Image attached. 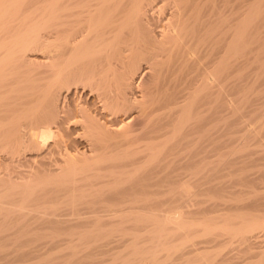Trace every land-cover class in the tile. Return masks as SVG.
<instances>
[{"label":"bare ground","instance_id":"obj_1","mask_svg":"<svg viewBox=\"0 0 264 264\" xmlns=\"http://www.w3.org/2000/svg\"><path fill=\"white\" fill-rule=\"evenodd\" d=\"M262 80L264 0H0V258L224 264L235 243L264 264V168L248 172ZM234 137L239 157L222 150ZM114 234L131 236L124 254L106 250ZM42 238L57 245L31 258L22 245Z\"/></svg>","mask_w":264,"mask_h":264},{"label":"rangeland","instance_id":"obj_2","mask_svg":"<svg viewBox=\"0 0 264 264\" xmlns=\"http://www.w3.org/2000/svg\"><path fill=\"white\" fill-rule=\"evenodd\" d=\"M257 84H258L257 86L260 88V90H262L263 87H264V80L260 81V82L257 83ZM258 91H259V90H258ZM263 91H264V89H263L262 91H259V93L261 92V93H260V96H261V97H264V92H263ZM262 93H263V94H262ZM260 96H259V97H260ZM257 105H258V104H255V105H254V104H252V105H248V106H247L248 108H249V106H250V108L253 106V107L251 108V110H250V109L248 110L247 107H245V108H246V110L249 112V111H252V110L254 109V107L256 108ZM241 108H242V111L240 112V110H241V109H240L239 112L242 113V115H243V112H246V110H244L245 108H243V107H241ZM226 111H227V114H225ZM248 112H247V113H248ZM223 113H224L225 118H228V117L230 118V119L228 118L230 121H232V120L234 121V120H235L237 123H238V122H241V123H240V127H242L241 125H243V124L246 123V120H247V123H248V122H249V119H250V117L248 116V114L245 113V114H244L245 116L243 115V120L245 121V123H244V121H243V123H242V121L240 120V119H242V116H240L241 118H240V117H235V116H236L235 114H234V116H233V113L230 112L229 109H228V110H227V109H224V112H223ZM229 114H231V116H229ZM246 114H247V115H246ZM226 115H227L228 117H226ZM240 115H241V114H240ZM232 116H233L234 119H231ZM244 117H245V118H244ZM228 119H226V120H228ZM250 124L253 125L254 123H253V122H250ZM251 125H250V126H251ZM237 126L239 127V124H238ZM235 136L237 137L236 134H235ZM236 137H234L235 139L231 140V142H228L227 144H224V145L222 146V150H223V152L228 153L230 156H231V154H234L233 157H239L238 155H242V153H244L245 150H247V149L240 150V151L238 150L239 148H238L237 146H239V145H237L238 140H237ZM263 140H264V137H263ZM232 146H233V147H232ZM234 146H236L237 148L234 147ZM239 147H240V146H239ZM227 148H228V149H227ZM231 148H232V149H231ZM233 148H234V149H233ZM249 148H250V149H253V154H251L250 156H251L252 158H254V156H255V157H258V158L256 159V163L258 164L257 167L255 166V167H252V168H251V166H250V167L248 168V170H249L248 172H249L250 174H253V175L255 176V174L257 175V172H256V171H257V169H258L260 166H261V168H264V157H261V156L259 155V154H260V153L258 152V149H259V143H255V144L251 145ZM235 149L238 150V153L236 152L237 150H235ZM260 149H261V147H260ZM229 151H230V152H229ZM232 151H233V152H232ZM235 152H236V153H235ZM211 155H213V154L211 153ZM211 155H210V156H211ZM229 155H228V157H229V158H232V157H230ZM210 158H212V156H211ZM213 158H214V157H213ZM261 158H262V159H261ZM260 159L262 160V162H260V161H261ZM209 160H211V159H209ZM261 163H262V164H261ZM221 167H222V168L224 167V168L221 170L222 172H221L220 174H221V177H222V178H220V180L223 179V180H221L222 182H224V183H226L227 185L231 186L232 184L229 183V182H232V177L228 176V175H230V174H227L228 170H229L231 167L229 168L227 165H222ZM251 169H252V170H251ZM253 175H252V176H253ZM223 176H224V177H223ZM231 176H232V175H231ZM233 177H234V176H233ZM233 179H234V178H233ZM212 180H215V181H216V179H212ZM212 183H213V181H212ZM209 184H211V180L209 181L208 185H209ZM232 186H233V185H232ZM231 188L233 189L234 187H230V188H228L229 191L232 190ZM236 188H237V187H236ZM230 189H231V190H230ZM209 193H210V192H209ZM209 193L206 192V193H204V194H206V195L203 194V195H199V196L197 197V198L200 199L202 202H204V203H201V206L206 207L207 204L209 205V202H210L211 200H213V201L216 200V201H217L218 198H212L211 196H212L213 194L210 193V194H211V195H210ZM227 194H228V193H227ZM227 194H226V195H227ZM213 196H215V195H213ZM242 196H243V195H242ZM242 196H241V198H242ZM246 196H247V195H245V197H246ZM210 197H211L212 199H211ZM233 197H234V196H232V200H231V198L229 199L230 201H229L228 198H227V200H228V201L226 200V201H227V202H226L227 205H228L229 203H230V206H232V205L235 204V202H234V200H235L234 198H235V197H234V198H233ZM245 197H243V200L241 199L243 202H242V201H239V202H242L241 204H243V203H245V202L247 201V199H246ZM213 201H211V202H213ZM231 201H233V202L231 203ZM226 204H225V205H226ZM204 205H205V206H204ZM208 205H207V206H208ZM227 205H226V207H227ZM230 206H229V207H230ZM185 207H186L187 209H190V210H194V209L197 208V206H185ZM185 207H182V208H184V209H180L181 207H180L179 209H180V210H185V211H186L187 209H186ZM219 208H220V207H219ZM165 209H167V208H166V207H159V209L157 208L155 211H157V212H159V211L161 212V211H162V212H163ZM179 209H178V210H179ZM168 210H169V209H168ZM169 211H170V210H169ZM169 211H168V212H169ZM160 212H159V213H160ZM162 212H161V213H162ZM165 212H166V210H165ZM165 212L162 213V214H165ZM227 212H229V211H227ZM224 213H226V211H220L219 213H213V214H211V216H215V217H216V219H214V220H220V218H221V217H220V214H223V216H224ZM221 216H222V215H221ZM225 216H226V214H225ZM192 227H193V230H195V231H197V232H196V234H195V233L192 234V236H190V238L187 240V242L189 241L188 244H187V242H186L184 245H185V247H187V246L189 245V243L193 240V241H192L193 243H195V242L198 243V244H197V243L194 244V246H193L194 248H202L201 246H202V244H204L203 241L206 239V237H205L204 235H203V236H204V237H203V236L201 235V232L198 230V229L200 228V225H197V226H195V227L192 226ZM134 228H138V229H140L141 227H137V226H135ZM118 233H119V232H118ZM118 233H117V234H118ZM115 234H116V233H115ZM115 234H114V235H115ZM114 235H113V236H114ZM118 235H120V234H118ZM118 235H117V236L115 235L114 238H113V236H112V238H110V240L107 238L109 241H111L112 239H114V240L111 241V242H109V241L107 240L108 242L106 241V243H104V244L109 245V248L106 247V245H105V246L103 245V246H102V250H103V248H104V250H105L106 248H108V249H106V250H108V253L111 252V251L113 252V251L117 250L119 253L122 252V253L124 254V252H125L124 250H125V249H123V248H124V247H123V244H126V243H127L126 239L129 240L131 236L128 235V234H125V235H124V234H121V237H122V238L120 239V241L123 243V244H122V243L118 240V238H120ZM122 235H123V236H122ZM60 237H61V236H60ZM60 237H58V239H60ZM110 237H111V236H110ZM127 237H128L129 239H128ZM62 238H63V237H62ZM219 238H222V237H219ZM43 239H44V240H43ZM50 239H52V238H50ZM50 239L47 238L48 241H45V238H42V239H39V240H37V239L34 240V239H33L35 242H33V240H31V239H30V240H31L32 242H29L30 240H26V241L23 240V241H25V243H24V242H21V244H23V243L26 244V245H24V244L22 245V247L24 246L23 248H25V246H28L29 249H31L30 247H32V248L34 247V248H33L34 250L31 249V252H32V250H33V252H34V251H36V252L39 251V253H41L42 251L45 252V251H46L45 249H47V248L49 249V246H50V245H52V244L55 245L56 243H54V241H55V242L57 241V242H58L57 244H59L60 241L63 243V240H59V241H58V239L55 240L56 238L54 239V237H53L54 241H50ZM196 239H197V241L194 242V240H196ZM104 240H105V238H103V239L101 240V242H102V241L105 242ZM190 240H191V241H190ZM200 240H201L202 242H201ZM27 241H28V242H27ZM49 241H50V242H49ZM115 241H116V242H115ZM48 242H49V243H48ZM64 242H65V238H64ZM98 242H99V244L101 243L100 240H99ZM98 242H97V244H98ZM192 242H191V243H192ZM200 242H201V244H200ZM27 243H29L31 246H30L29 244H27ZM191 243H190V246L193 244V243H192V244H191ZM6 244H7V243H6ZM9 244H11V243H9ZM21 244H20L19 246H21ZM49 244H50V245H49ZM57 244H56V245H57ZM60 244H61V243H60ZM60 244H59V245H60ZM91 244H92V243H90V246L93 247ZM93 244H94V243H93ZM99 244H98V245H99ZM118 244H119V245H118ZM121 244H122V248H121ZM186 244H187V246H186ZM196 244H197L198 247H197V246L195 247ZM199 244H200L201 246H200ZM233 244H235V243H233ZM233 244L231 243V244L229 245V248L232 246V247H231L232 249L230 248V250H229V249L227 250V251H230L229 254H230V256H232V258L229 259V260H227V261H224V264H225V263H226V264H244V263L247 264V263H249V261H247L248 259H244V258H242V257H238V256L236 257V254H235V255H232V254H234L235 251H236L235 249H233V247H235L236 244H235V245H233ZM4 245H5V244H4ZM11 245H12V244H11ZM17 245H18V243H17ZM32 245H33V246H32ZM53 245H52V246H53ZM116 245H117V247H116ZM5 246H6V245H5ZM52 246H50V247H52ZM114 246H115L116 248H114ZM199 246H200V247H199ZM204 246H205V245H203V247H204ZM99 247H101V246H99ZM105 247H106V248H105ZM188 247H189V246H188ZM28 248H27V249H28ZM93 248H94V247H93ZM95 248H96V247H95ZM25 249H26V248H25ZM96 249H97V248H96ZM99 249H101V248H99ZM112 249H113V250H112ZM182 249H184V248H182ZM226 249H227V248H226ZM4 250H5V249H4ZM4 250H1L0 252L3 253V254H5L6 256H7V254L9 255V253H10V256H12V255H11V253H12L11 249H8V250H9V253H8V252H7V253H4ZM8 250H7V251H8ZM44 250H45V251H44ZM106 250H105V251H106ZM27 251H28V250H26V253H27ZM86 251H87V250H86ZM117 251H115V252H117ZM24 252H25V251H24ZM31 252H30V250H29V252H28L29 254H28V255L26 254L27 257L30 255ZM36 252L33 253V255H34V254H35V255H34V256L32 255L31 258L35 257L36 255H39V254L36 253ZM43 252H42V253H43ZM115 252H113V253H115ZM164 252H165V251H161V253H163V255H161V256H163V259H164V257H166ZM17 253H19V252H17ZM17 253L13 252L14 255L17 254ZM20 253H23V251L20 252ZM42 253H41V254H42ZM82 253H83V252H82ZM106 253H107V251H106L105 253L103 252V254L101 253L102 255L100 254V256L97 255V258L99 257L98 259H100V260H104V259H102L101 257L103 256V258H104V256H105ZM108 253L106 254V256L108 255V257H109V259H110V258H111V253H110V254H108ZM113 253H112V254H113ZM175 253L177 254V253H179V251H178V252H175ZM224 253H226V250H225ZM31 254H32V253H31ZM159 254H160V253H159ZM173 254H174V253H173ZM173 254L167 258V260H168L169 263L167 262V260H165V262H166L167 264H176V261H179L178 259H176V261H174V260H175V258H179V256H181L180 253H179V255L177 254V256L175 255V257L173 256ZM191 254H194V253L192 252ZM14 255H13V257H14ZM26 255H25V256H26ZM109 255H110V256H109ZM106 256H105V258L108 259V257H106ZM172 256H173L174 258H173ZM13 257H9V256H8V258H7L8 260H9V258H10V261L13 259V261H11V263H8L9 261H5L4 259H1V258H0V264H1L2 262H3L2 264H4L5 262H6L7 264H14L15 259H14ZM15 257H18V255H15ZM29 257H30V256H29ZM29 257H28V258H29ZM171 258H172V259H171ZM180 258H181V257H180ZM180 258H179V259H180ZM17 259H19V258H16V260H17ZM95 259H96V258H95ZM240 259H242L243 261L240 260ZM1 260H4L5 262H4V261H1ZM171 260H172V262H171ZM244 260H245V262H244ZM95 261H97V259H96ZM98 261H99V260H98ZM180 261H181V260H180ZM238 261H241V263L238 262ZM16 262H19V260L16 261ZM165 262H164V263H165ZM174 262H175V263H174ZM19 263H20V262H19ZM199 263L201 264L200 261H198V263L196 262L195 264H199ZM16 264H17V263H16ZM250 264H251V263H250Z\"/></svg>","mask_w":264,"mask_h":264}]
</instances>
